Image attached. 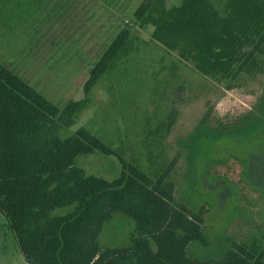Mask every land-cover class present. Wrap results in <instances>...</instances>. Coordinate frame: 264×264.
Here are the masks:
<instances>
[{"label": "trees", "instance_id": "16d2710c", "mask_svg": "<svg viewBox=\"0 0 264 264\" xmlns=\"http://www.w3.org/2000/svg\"><path fill=\"white\" fill-rule=\"evenodd\" d=\"M133 14L139 26L153 25L151 36L168 50L228 88L245 76H264V0H141ZM132 39L122 28L91 68L86 96L63 108L0 62V210L20 251L31 264H264V247L254 241L210 250L204 208L195 211L176 199L178 156L155 175L119 156L121 170L113 178L77 163L81 154L115 153L84 126L68 136L60 130L75 122ZM174 117L175 110L170 124ZM210 118L206 112L181 142L191 164L204 138L264 139V84L250 110ZM239 158L245 166L247 158ZM117 212L135 220L132 241L102 246L100 233ZM196 245L205 252H195Z\"/></svg>", "mask_w": 264, "mask_h": 264}, {"label": "rangeland", "instance_id": "374dc122", "mask_svg": "<svg viewBox=\"0 0 264 264\" xmlns=\"http://www.w3.org/2000/svg\"><path fill=\"white\" fill-rule=\"evenodd\" d=\"M140 2L0 0V62L63 108L69 100L86 96L84 84L94 63L128 27L133 34L131 50L100 78L75 122L60 130L68 136L84 126L115 153L81 154L77 163L87 173L113 178L121 170L119 156L151 175L178 156L173 172L176 199L195 211L204 208L210 250L220 252L252 241L264 247V191L259 190L264 188V139L204 138L193 164L181 143L206 112L213 121L250 110L264 76H245L228 88L199 73L151 36L152 24L139 26L133 12ZM240 156L247 158L245 166ZM135 228L134 219L117 212L104 225L100 244L128 245ZM222 229L224 236L219 234ZM192 248L205 252L198 245ZM0 264H31L1 210Z\"/></svg>", "mask_w": 264, "mask_h": 264}]
</instances>
